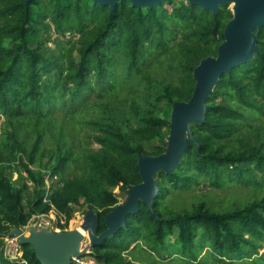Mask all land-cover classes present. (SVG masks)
Returning <instances> with one entry per match:
<instances>
[{
	"label": "trees",
	"instance_id": "trees-1",
	"mask_svg": "<svg viewBox=\"0 0 264 264\" xmlns=\"http://www.w3.org/2000/svg\"><path fill=\"white\" fill-rule=\"evenodd\" d=\"M231 17L189 0H0V233L52 208L61 229L93 209L104 231L115 188L125 198L139 155L164 151L172 105L190 98ZM257 38L191 123L199 146L156 173L151 209L141 201L87 253L98 264H264V26ZM2 240L0 264H40L30 244L9 259Z\"/></svg>",
	"mask_w": 264,
	"mask_h": 264
},
{
	"label": "water",
	"instance_id": "water-1",
	"mask_svg": "<svg viewBox=\"0 0 264 264\" xmlns=\"http://www.w3.org/2000/svg\"><path fill=\"white\" fill-rule=\"evenodd\" d=\"M31 0H25V6ZM109 5L113 10L118 1L93 0ZM133 5L152 7L164 0H128ZM191 4L211 10L215 14L220 5H231L232 17L223 29V41L217 54L200 60L193 69L194 88L188 100L175 101L172 105L169 134L166 147L161 154H141L137 165L141 181L128 185L126 196L104 216L106 229L97 233L98 213L93 209L84 212L82 222L75 228L53 231L30 224L26 231L13 227L0 237L16 236L21 244H30L40 264H72L74 257L85 255L111 234L127 224V215L140 209V202L151 209L154 197L159 191L155 179L159 170L170 173L180 163L190 142H199L193 135L191 123H202L209 105L207 99L213 92L220 76L230 72L240 63L250 60L258 52L257 34L264 26V0H189Z\"/></svg>",
	"mask_w": 264,
	"mask_h": 264
},
{
	"label": "built area",
	"instance_id": "built-area-1",
	"mask_svg": "<svg viewBox=\"0 0 264 264\" xmlns=\"http://www.w3.org/2000/svg\"><path fill=\"white\" fill-rule=\"evenodd\" d=\"M66 223L65 216L52 208L48 213H39L32 216L30 221L21 227L23 231H26L30 224H34L37 228L44 227L53 231L65 230L61 229V224ZM5 256L9 259H17L21 256V243L16 236L6 237L5 239ZM72 264H98L93 257L89 254H85L72 259Z\"/></svg>",
	"mask_w": 264,
	"mask_h": 264
},
{
	"label": "rangeland",
	"instance_id": "rangeland-1",
	"mask_svg": "<svg viewBox=\"0 0 264 264\" xmlns=\"http://www.w3.org/2000/svg\"><path fill=\"white\" fill-rule=\"evenodd\" d=\"M229 7L231 8L232 4L229 5ZM52 38H53V42L51 41V42H48L47 44L52 50L57 51V49H58L57 43H59V41H61V38H59V35L56 32H54L53 30H52ZM123 190L121 188H115V192L120 197V200H122L124 197V194H123L124 191ZM249 193L250 192H248V191H241V194H243V195H249ZM83 215H84V213L82 211H80V210L76 211L73 214L72 218L68 221L67 229L75 228V227L79 226L82 222ZM5 239H6V237H4L2 240V246L4 247V249H5V243L3 244V241H5Z\"/></svg>",
	"mask_w": 264,
	"mask_h": 264
},
{
	"label": "bare ground",
	"instance_id": "bare-ground-1",
	"mask_svg": "<svg viewBox=\"0 0 264 264\" xmlns=\"http://www.w3.org/2000/svg\"><path fill=\"white\" fill-rule=\"evenodd\" d=\"M262 253V252H261Z\"/></svg>",
	"mask_w": 264,
	"mask_h": 264
}]
</instances>
